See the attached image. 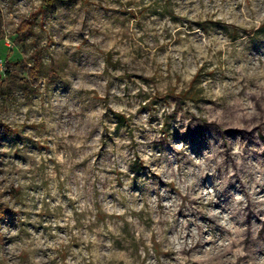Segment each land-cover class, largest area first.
Returning a JSON list of instances; mask_svg holds the SVG:
<instances>
[{"label": "rangeland", "instance_id": "374dc122", "mask_svg": "<svg viewBox=\"0 0 264 264\" xmlns=\"http://www.w3.org/2000/svg\"><path fill=\"white\" fill-rule=\"evenodd\" d=\"M0 204V264H264V0H0Z\"/></svg>", "mask_w": 264, "mask_h": 264}, {"label": "trees", "instance_id": "16d2710c", "mask_svg": "<svg viewBox=\"0 0 264 264\" xmlns=\"http://www.w3.org/2000/svg\"><path fill=\"white\" fill-rule=\"evenodd\" d=\"M53 1L54 0H47V3L49 4V3H52ZM28 23L29 22H24L21 27H23L24 30H26L28 28V25H29ZM9 73L10 72L8 70L5 71V74L9 75ZM27 75H28L27 78L31 79V80H34V79L37 78V76L39 75V66H38V64L36 62L33 63L31 68L29 69ZM117 117H120V116H117ZM199 126H201V125H199ZM8 217H9V214L7 212V209H6L5 205L4 204H0V224H1V222L4 219H6Z\"/></svg>", "mask_w": 264, "mask_h": 264}]
</instances>
